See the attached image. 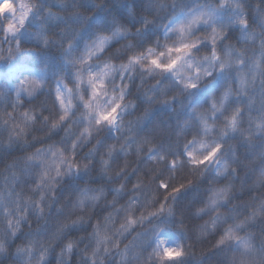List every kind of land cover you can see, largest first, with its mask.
Returning a JSON list of instances; mask_svg holds the SVG:
<instances>
[{"label":"clouds","instance_id":"clouds-1","mask_svg":"<svg viewBox=\"0 0 264 264\" xmlns=\"http://www.w3.org/2000/svg\"><path fill=\"white\" fill-rule=\"evenodd\" d=\"M0 264H264V0H0Z\"/></svg>","mask_w":264,"mask_h":264}]
</instances>
